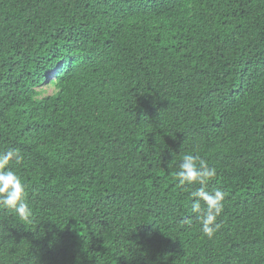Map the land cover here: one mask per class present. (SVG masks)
Returning <instances> with one entry per match:
<instances>
[{
  "label": "trees",
  "instance_id": "16d2710c",
  "mask_svg": "<svg viewBox=\"0 0 264 264\" xmlns=\"http://www.w3.org/2000/svg\"><path fill=\"white\" fill-rule=\"evenodd\" d=\"M8 149L32 214L0 208V264H264V0H0Z\"/></svg>",
  "mask_w": 264,
  "mask_h": 264
},
{
  "label": "clouds",
  "instance_id": "9594fccd",
  "mask_svg": "<svg viewBox=\"0 0 264 264\" xmlns=\"http://www.w3.org/2000/svg\"><path fill=\"white\" fill-rule=\"evenodd\" d=\"M24 157L19 149L0 151V208L11 210L22 220H27L32 209L26 199V185L11 162L20 164ZM169 167L172 166L170 163ZM176 172L180 186L199 184L200 187L191 191V212L202 225L201 231L208 238H212L219 228L217 218L223 210L225 193L215 188L207 190L208 182L216 176V169L198 154L185 153L178 164ZM203 202V206H202Z\"/></svg>",
  "mask_w": 264,
  "mask_h": 264
}]
</instances>
